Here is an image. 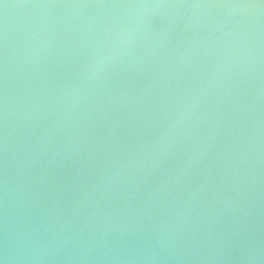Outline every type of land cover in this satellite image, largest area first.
<instances>
[{
    "label": "water",
    "instance_id": "obj_1",
    "mask_svg": "<svg viewBox=\"0 0 264 264\" xmlns=\"http://www.w3.org/2000/svg\"><path fill=\"white\" fill-rule=\"evenodd\" d=\"M0 264H264V0H0Z\"/></svg>",
    "mask_w": 264,
    "mask_h": 264
}]
</instances>
